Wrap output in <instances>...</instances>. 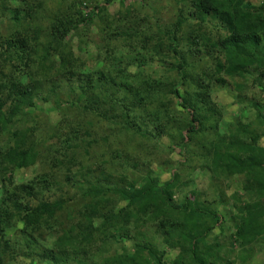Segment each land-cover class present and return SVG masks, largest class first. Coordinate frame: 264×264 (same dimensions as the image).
Wrapping results in <instances>:
<instances>
[{"label": "trees", "instance_id": "trees-1", "mask_svg": "<svg viewBox=\"0 0 264 264\" xmlns=\"http://www.w3.org/2000/svg\"><path fill=\"white\" fill-rule=\"evenodd\" d=\"M255 1L188 0L185 15L181 12L172 28L157 27V35H148L150 27L143 30L128 11L113 21L102 17L105 7L87 13L88 0H62L55 15L43 13L42 0H0V23L11 25L9 35L0 34V132L11 137L10 145L0 148V264L10 254L30 264H164L149 241L135 244L132 255L112 250L129 225H118L113 197L126 205L134 226L164 228L165 244L180 251L173 264H234L228 260L231 249L208 242L214 225L221 228L224 221L213 210L216 205H199L195 188L192 202L187 197L181 205L173 202L174 191L186 186L177 172L164 183L150 172L141 180L125 184L118 177L115 183L110 167L101 163L85 175L87 168L74 150L93 135L88 131L69 125L63 144L73 151L71 157L54 162L58 168L67 166L66 184L81 200L77 208L69 209L62 196L55 197L62 187L52 173L15 182L14 172L37 163L38 101L52 103L54 111L94 115L108 130L142 140L170 137V128L185 145L199 142V147L207 140L200 148L209 159L211 181L243 182L239 207L229 222H235L240 263L247 262L255 245L264 248V148L247 127L225 136L216 130L218 111L210 91L212 85L225 87L227 79L254 78L264 86V0ZM95 18L104 24L106 45L96 46V71H89L72 42ZM205 61L211 62L210 74L202 70ZM174 107L185 114L183 121L174 118ZM259 119L264 123V116ZM106 135L102 142L109 140ZM214 196L227 205L222 195ZM18 225L13 240H3L6 228Z\"/></svg>", "mask_w": 264, "mask_h": 264}, {"label": "rangeland", "instance_id": "rangeland-1", "mask_svg": "<svg viewBox=\"0 0 264 264\" xmlns=\"http://www.w3.org/2000/svg\"><path fill=\"white\" fill-rule=\"evenodd\" d=\"M31 1V0H30ZM46 14H56L58 3L62 0H42ZM88 12L94 11L95 7H105L107 12L102 13V17L106 16L109 21L119 17L120 12H129V17L134 18L143 30L151 29L147 32L148 35H157L159 33L157 27L172 28L182 12L183 16L186 12L188 0H88ZM262 0H256L254 3H260ZM1 13V11H0ZM127 14V13H126ZM47 15L43 14L42 17ZM97 17V14H95ZM101 18L88 24L89 28L80 33V36L73 39L74 53L80 59L86 61V68L89 71H96V65L93 58L96 57V46L103 48L106 45V38H104V24L100 22ZM130 19V18H129ZM11 25L5 22L0 23V34L7 36L10 33L8 30ZM187 27H183V31L187 32ZM84 48L83 52H79L78 47ZM111 49V48H110ZM107 52V48L103 49V53ZM207 74L214 70L210 61H205L202 67ZM132 73L137 72L134 69ZM225 78V77H224ZM212 101L216 106L217 115L213 121L216 130L224 136L230 134L228 131L242 130L244 127L249 131H255L259 136L258 145L264 148V123L259 119L264 116V86H258L254 83V78H249L246 81L236 80L235 82L227 79L225 87H218L212 85L210 88ZM53 104H44L41 101L37 102L34 116L37 119L39 127L41 128V135L37 136L40 140L37 150L36 166L30 169L22 170L13 173L15 182H27L34 179L37 175L43 173H52L59 178L62 190L56 192V198L62 196L67 203L69 209H75L80 204L78 193L66 184V177L68 175L67 166L58 168L54 162L57 160L63 163L71 156L70 149L66 148L67 144H63L66 132L71 129L78 131H88V134H93L87 138L85 135V142L83 144H76L74 153H77V161L84 164L87 168L85 175L89 169L105 163L106 168L110 167V172L116 177L115 183L118 182V177L123 178L126 183H131L133 180H141L149 172L153 178H156L159 183H164L171 179L173 173L179 175L180 182L185 183L186 186L178 188L174 191L172 200L175 204L181 205L184 199L190 198L191 192L196 191V201L201 206L216 205L213 210L217 211L218 215L223 218V225L221 228L214 225L212 232L209 235L208 242L223 249H231L232 253L228 260L234 264L240 263V253L238 245L235 243L233 234L235 222L229 223L232 216L236 215L239 204L236 203L237 196L242 197L241 191L242 181L240 179H230L224 181H211V173L208 170V158L206 153L201 150V145L207 144V140L197 142L196 147L192 144H184L179 140L178 132L170 128L168 133L170 137H162L157 140H142L138 137L118 134L114 131L108 130L94 115L84 114L76 111H54ZM174 118L176 121L186 118L185 114H180L176 108H172ZM262 123V124H261ZM240 126H239V125ZM73 127V128H72ZM231 129V130H230ZM77 131V132H78ZM235 131V132H236ZM242 132V131H241ZM81 134V133H80ZM107 134L109 140L102 142V138ZM82 135V134H81ZM106 135V136H107ZM10 135L8 132H0V148L10 145ZM32 138L37 143V139ZM96 141V142H95ZM157 141V142H156ZM156 142V143H155ZM75 145V144H74ZM228 143H224V147L228 148ZM232 151V150H231ZM86 153V156H85ZM117 155L119 156L117 158ZM135 165V167H133ZM71 167V166H69ZM119 178V179H120ZM77 179V177H76ZM80 180V179H79ZM222 195L226 206L218 204L217 197ZM214 196V197H213ZM46 199V196H45ZM114 213L118 215V225H129L124 229L123 240L119 244L113 245V251L124 250L126 253L132 255L134 252V245L142 241H149L152 253L161 259L164 264H173L180 254L178 248H171L172 244H165V237L163 236L164 228L153 223H146L142 226H134L132 219H128V211L125 204H119L117 199L113 197ZM215 199V200H214ZM220 203V202H219ZM34 205L36 203H33ZM236 210V211H235ZM62 222L66 224L64 214L61 215ZM232 222V220H231ZM20 226L17 228L8 226L6 228L3 240H13ZM233 249V250H232ZM253 252L243 255L247 262L244 264H264V248L259 244L252 248ZM6 252V249H5ZM8 253V250L7 252ZM147 258V254H142ZM2 264H30V261L25 258L15 257V255H6L3 258ZM151 264L152 263L151 261Z\"/></svg>", "mask_w": 264, "mask_h": 264}]
</instances>
